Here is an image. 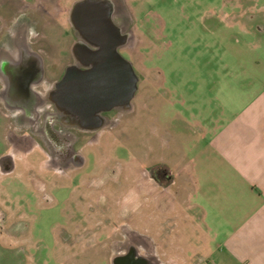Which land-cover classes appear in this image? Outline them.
I'll use <instances>...</instances> for the list:
<instances>
[{"label":"rangeland","instance_id":"rangeland-1","mask_svg":"<svg viewBox=\"0 0 264 264\" xmlns=\"http://www.w3.org/2000/svg\"><path fill=\"white\" fill-rule=\"evenodd\" d=\"M127 4L134 35L129 51L140 75L136 110L99 131L89 144L82 141L89 171L84 168L79 172L75 187L79 192L80 185L95 181L93 176L101 177L105 169H118V180L93 188L97 196L100 192L108 195L106 207L95 210L90 221L97 225L92 234L94 243L102 239V246H94L93 251L85 241L75 246L60 241L64 227L69 226L77 228L74 238H83V225L89 223L88 216L91 218L88 210L80 211V205L76 210L73 203L71 209L65 205L67 214L62 211L67 192L59 194L62 202L47 212L25 208L24 198L32 190L24 166L27 159L19 154L14 172L4 174L0 170V264H24L28 261L26 252L41 264H89L92 254V264H101L100 255L108 257L111 238L116 235L112 234L123 225L152 238L157 248L173 255L175 264L205 263L204 242L196 239L194 250L189 252L181 249H187L185 244L177 245L178 250L172 244V234L184 232L181 218L175 220L178 213L173 214L171 194L167 198V189L151 181L146 171L154 164L164 167L160 165L164 163L177 173V166L170 161L184 152L198 160L197 151H190L185 140L191 134L202 145L206 142L195 134V121L211 117L210 127L219 122L215 117L226 122L264 88V0H127ZM49 26L56 36L52 33L46 38L43 50L47 74L53 77V62H62L57 53L61 43L57 26ZM1 121V126L9 124L8 120ZM173 125L179 141L174 140L172 146ZM2 148L0 143V152ZM204 155L208 156L207 151ZM46 156L39 151L29 156L34 170L30 174L37 173L39 160L43 163ZM47 162L54 169L50 159ZM42 179L50 184L49 190L61 181L53 171H47ZM139 180L135 197L132 191ZM174 186L169 190H180L181 183ZM123 198L126 213L120 217ZM182 222L187 224V220ZM12 252L16 257L9 259Z\"/></svg>","mask_w":264,"mask_h":264},{"label":"flooded vegetation","instance_id":"flooded-vegetation-1","mask_svg":"<svg viewBox=\"0 0 264 264\" xmlns=\"http://www.w3.org/2000/svg\"><path fill=\"white\" fill-rule=\"evenodd\" d=\"M9 3L11 6L6 9ZM131 21L127 0L0 2V121H9L8 125H0L3 147L0 170L4 174L14 172L19 154L21 159H27L24 166L32 192L24 198L25 208L47 212L46 209L53 204L62 202L59 194L67 192L69 195L61 203L64 213L71 209V203L76 210L80 205V211L91 213V218H87L89 223L83 225V238L73 237L77 228L64 227L60 241L67 246H75L82 241L89 250L102 246V239L94 243L92 234L97 225L90 221L95 217V210L106 207L108 195L100 192L97 196L93 188L111 179L118 180V169H105L101 177L93 176L92 181H95L80 185L82 189L79 192L75 187H78L79 172L84 168L89 171V157L82 151V141L87 140L85 143L89 144V140L97 138L99 131L107 130L119 118L136 110L140 75L129 51L134 37ZM49 25L57 26L56 33L61 43L57 53L62 62H53V77L47 74L43 50L46 38L52 33L56 36L55 29L52 31ZM120 56L129 60L131 69H125ZM126 72L132 82H123ZM84 76L89 78L85 84ZM88 83L89 89L86 90L84 85ZM35 151L47 156L42 158L43 163L39 160L37 173L30 174L34 170L29 156ZM49 159L54 169L47 162ZM162 164L164 167L160 168L152 165L146 176L167 189L168 198L175 178L173 171ZM47 171H53L61 179L50 190V184L42 179ZM139 183L140 180L132 191L134 196ZM120 203L118 215L123 217L126 213L125 199ZM25 214L27 216V212ZM114 234L108 257L100 255L101 264H175L173 256L157 248L152 238L138 230L123 225L112 236ZM11 256L16 257L13 252L9 259ZM93 256L89 257V264L93 263ZM21 257L23 260L25 254ZM26 257L28 261L24 260V264L38 261L29 252H26Z\"/></svg>","mask_w":264,"mask_h":264},{"label":"crops","instance_id":"crops-1","mask_svg":"<svg viewBox=\"0 0 264 264\" xmlns=\"http://www.w3.org/2000/svg\"><path fill=\"white\" fill-rule=\"evenodd\" d=\"M210 118L194 124L203 145L185 138L199 159L184 152L170 161L178 171L173 186L181 183L171 206L184 231L172 234V244L189 252L196 239L204 242V264H264V88L226 122L215 117L210 127ZM171 127L173 146L179 138Z\"/></svg>","mask_w":264,"mask_h":264},{"label":"water","instance_id":"water-1","mask_svg":"<svg viewBox=\"0 0 264 264\" xmlns=\"http://www.w3.org/2000/svg\"><path fill=\"white\" fill-rule=\"evenodd\" d=\"M120 61L122 62V63H124L126 66V70H128V68L129 69H131L130 68V64H129V60H127L126 58H124L123 56H120ZM123 73H124V71H123ZM69 75V74H68ZM68 75H67V78H68ZM87 79H89L88 77H86V76H84L83 77V82H84V84L86 83V81H87ZM122 79H123V82H126L127 83V81H131V77H130V75L126 72V74H125V76L123 75V77H122ZM132 82V81H131ZM84 87L86 88V90H88L89 89V83H88V85H84ZM86 102V101H85Z\"/></svg>","mask_w":264,"mask_h":264}]
</instances>
